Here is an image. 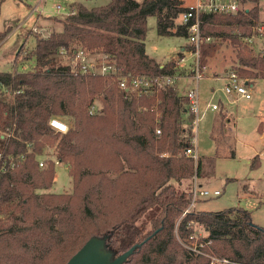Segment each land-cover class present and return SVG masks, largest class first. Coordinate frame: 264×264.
<instances>
[{
    "label": "trees",
    "instance_id": "trees-1",
    "mask_svg": "<svg viewBox=\"0 0 264 264\" xmlns=\"http://www.w3.org/2000/svg\"><path fill=\"white\" fill-rule=\"evenodd\" d=\"M70 9L75 13L60 20L61 30L35 36L25 56L35 59L31 70L0 72V88L20 91L10 100L0 93V164H5L0 170V264H66L93 236L106 239L112 256L137 246L123 264H208L179 240L195 232L193 222L207 231L203 239L217 254L264 264V227L253 222L250 210H191L183 216L192 191L178 184L183 177L202 176L204 167L201 158L195 165L185 156L194 135L188 98L175 86L137 96L111 78L74 73L69 66L75 52L84 50L113 58L125 72L175 73L183 54L155 64L143 42L150 16L156 18L159 36L189 35L187 25L177 23L188 9L184 0H110L93 7L78 2ZM201 19L203 37L238 43L258 26L259 5L235 14L204 13ZM234 28L241 33L229 34ZM5 35L0 32V41ZM239 45L235 69L248 84L264 80V53L254 55L247 44ZM23 53L24 44L16 63ZM97 100L102 105L91 113ZM53 116L71 119L67 133L50 126ZM258 130L264 133V120ZM46 148L68 165L71 193L47 191L56 165L50 156L40 167Z\"/></svg>",
    "mask_w": 264,
    "mask_h": 264
},
{
    "label": "rangeland",
    "instance_id": "rangeland-1",
    "mask_svg": "<svg viewBox=\"0 0 264 264\" xmlns=\"http://www.w3.org/2000/svg\"><path fill=\"white\" fill-rule=\"evenodd\" d=\"M110 0H0V32L7 35L0 41V72L23 73L31 70L35 59L25 58L35 45V36H48L52 31H59L74 4L81 2L88 7L105 5ZM191 5L195 0H185ZM245 8L259 5L258 26L253 29V40L248 45L251 54L264 53V0H243ZM57 5L63 10L58 12ZM181 19L177 20L179 24ZM149 30L144 41L147 53L159 61L178 59L182 46L189 53L181 68L186 70L180 73L183 77L174 86L179 94L184 95L194 85L190 78V69L194 60L195 46L187 37L159 36L156 30V18H148ZM262 27L259 30L258 27ZM239 29H231L229 34L238 35ZM203 37V36H202ZM239 42L246 44L245 37H239ZM230 38L212 36L210 40L203 37L201 43V61L205 66V75L200 80L201 118L197 131V149L199 158L204 162L202 176L196 174L183 177L178 187L182 190H191L197 182L202 189L220 190L217 197H199L195 212L220 211L231 207H242L252 213L253 222L264 227V135L258 130L259 121L264 120V80L257 83L252 89V98L228 97L223 92L226 83L225 76L232 68L240 65L238 51L242 47ZM24 44V53L15 62L16 54ZM181 54V53H180ZM185 78V80H184ZM184 80V81H183ZM0 93L11 99L20 91H13L1 87ZM213 103L219 104V109H211ZM97 108L102 105L96 101ZM222 105V106H221ZM221 115H224L222 118ZM69 127L72 121L69 117H61ZM3 132V131H2ZM5 133V132H4ZM7 134V131L6 133ZM216 138V140L214 139ZM54 149L46 148L45 156L40 162L46 167V158L55 159V182L47 191L55 193H71L73 190L72 178L66 163H56ZM162 155L168 156L169 153ZM188 157V155L185 154ZM14 158L9 159L11 167ZM195 165L197 161L194 159ZM252 166V163H258ZM40 164V163H39ZM194 233L198 239H203L207 231L198 223H194ZM151 226L148 225V229ZM193 233V234H194ZM204 240V239H203Z\"/></svg>",
    "mask_w": 264,
    "mask_h": 264
},
{
    "label": "built area",
    "instance_id": "built-area-1",
    "mask_svg": "<svg viewBox=\"0 0 264 264\" xmlns=\"http://www.w3.org/2000/svg\"><path fill=\"white\" fill-rule=\"evenodd\" d=\"M188 9L180 14V24L187 25L189 41L195 46V50L192 51L194 54V60L190 69V78H192L194 85L190 87L185 96L189 101L190 111L194 114L193 119V130L197 131L200 114H201V101H200V80L205 75V66L201 61V43L203 37L201 35V16L204 13H238L245 9L243 0H195V2L189 6ZM58 12H62L63 8L61 5H57ZM70 15L75 13L74 10L69 9L65 12ZM263 27V26H262ZM262 27H258L262 30ZM206 40H210L211 37H204ZM246 44H251L253 37H245ZM63 54H66L65 50H62ZM185 58L182 57L180 61ZM71 71L74 73H80L83 75L93 74L101 75L104 77L111 78L117 81L118 86L122 90L129 91L137 96L151 95L160 88L167 86H174L180 81L181 76L178 74H161V75H150L141 74L134 72H125L123 67H120L117 62L107 55L101 54H90L84 50L75 52L69 61ZM226 83L223 87V92L228 97H241L244 99L252 98V87L245 81V79L239 74L235 68L230 69L226 76ZM211 109L218 110L219 104L213 103L210 106ZM147 109V107H145ZM98 111L97 106H93L90 110L91 113ZM50 126L60 133H67L70 129L69 125L59 116H53L49 121ZM157 134L161 133V129L156 130ZM197 135H193L192 145L185 149V154L198 161V149H197ZM1 159V155H0ZM56 163H60L56 160ZM43 166L44 163L40 162ZM5 164H0V170H5ZM192 200L190 205L184 210L183 216L189 211L194 210L196 202L199 197H217L222 194L218 189L211 191L210 189H202L201 185L195 181L192 186ZM180 242L193 254L201 255L207 258L208 264H244L226 256L217 254L211 249V241H205L198 239L196 233L191 234L190 237ZM208 247L209 251L205 248Z\"/></svg>",
    "mask_w": 264,
    "mask_h": 264
},
{
    "label": "water",
    "instance_id": "water-1",
    "mask_svg": "<svg viewBox=\"0 0 264 264\" xmlns=\"http://www.w3.org/2000/svg\"><path fill=\"white\" fill-rule=\"evenodd\" d=\"M105 243L106 239L104 238L91 237L66 264H123L137 247L133 246L118 256H112Z\"/></svg>",
    "mask_w": 264,
    "mask_h": 264
},
{
    "label": "crops",
    "instance_id": "crops-1",
    "mask_svg": "<svg viewBox=\"0 0 264 264\" xmlns=\"http://www.w3.org/2000/svg\"><path fill=\"white\" fill-rule=\"evenodd\" d=\"M184 5L185 6H189V5H187L186 4V1L184 0ZM179 19V18H178ZM143 49H144V52H145V54H146V56H147V58L149 59V60H154V63L156 64V63H160L161 65H163L164 63H166L167 61H159V60H157L156 58H154V57H152V56H150L148 53H147V51H146V46H145V43L143 42ZM183 54V56H184V60L183 61H177V64H176V74H178L179 76H180V73L182 72V71H184V70H186L185 68H181V66H182V63L184 62V61H186L187 60V54L189 53V51H187L186 49H185V47L184 46H182L181 47V49H180V51H179V53L178 54ZM187 71V70H186ZM183 79V77H181V79L180 80H182ZM184 80H185V78H184ZM183 80V81H184ZM259 82H262L260 79H258V80H254L251 84H249L250 85V87H252V89L254 88V86L257 84V83H259ZM264 82V81H263ZM210 107V106H209ZM264 113V112H263ZM263 119H261L260 121H259V123L262 121ZM262 136L264 135V133H260Z\"/></svg>",
    "mask_w": 264,
    "mask_h": 264
}]
</instances>
